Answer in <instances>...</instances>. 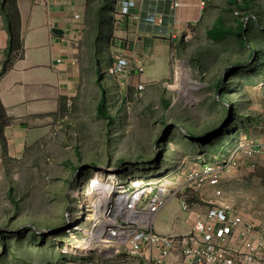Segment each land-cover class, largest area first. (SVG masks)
Wrapping results in <instances>:
<instances>
[{"label": "rangeland", "instance_id": "1", "mask_svg": "<svg viewBox=\"0 0 264 264\" xmlns=\"http://www.w3.org/2000/svg\"><path fill=\"white\" fill-rule=\"evenodd\" d=\"M109 10L94 41L101 48L102 74L95 77L86 68L76 94L63 104L64 124L57 134L6 160L0 178V264H87L89 256L62 252L68 242L62 225L66 212L80 214L82 197L72 192L83 184L87 191L94 168L100 176L118 168L123 182L133 178L179 191L197 167L236 155V165L222 175L219 198L249 214V221L264 224V154L250 157L244 146L250 137L264 145V18L240 31L246 42L238 36L215 42L182 34L173 77L161 89L144 84L140 90L108 72L123 47L114 36L115 8ZM177 60L194 78L188 84H197L191 87L193 98L171 87ZM103 94L110 121L97 111ZM213 129L221 130L219 136L207 138Z\"/></svg>", "mask_w": 264, "mask_h": 264}, {"label": "crops", "instance_id": "2", "mask_svg": "<svg viewBox=\"0 0 264 264\" xmlns=\"http://www.w3.org/2000/svg\"><path fill=\"white\" fill-rule=\"evenodd\" d=\"M3 1L0 0V178L5 176L8 158L20 157L29 146L57 134L64 124L63 104L76 94L84 70L88 68L98 76L94 41L97 32L105 29L107 15L106 0H13L14 5L2 7ZM171 1L164 5L161 0H136L140 21L137 25L124 22L114 30V36L123 40L118 53L135 68L127 77L121 76L130 88H137L140 83L163 88L173 77L172 55L177 53L181 32L184 37L198 34L217 42L236 36L249 21L257 24L264 18V0H204L202 7L197 6L200 0H183L186 5L180 10L182 19L196 20L189 25L176 20ZM188 1L193 5H187ZM13 15L17 18L16 27L10 25ZM54 28L63 29V33H54ZM221 184L224 187L223 179ZM179 191L156 214L154 230L162 235H177L179 241L168 259L172 264H189L180 253V240L191 234L195 221L205 217L217 197L211 188L192 192L181 186ZM180 195L189 200L191 209L182 207ZM242 214L249 221V214ZM215 225L222 226L219 222ZM257 225L264 229V224ZM261 228L244 243L237 227L225 246L248 254L258 245L259 235L264 234ZM153 254L157 256L160 251L155 249ZM56 256L55 260L60 254ZM262 256L251 263L237 264H264ZM74 261L65 264H79ZM83 262L146 264L147 258L122 251L112 258L91 255L90 260Z\"/></svg>", "mask_w": 264, "mask_h": 264}, {"label": "built area", "instance_id": "3", "mask_svg": "<svg viewBox=\"0 0 264 264\" xmlns=\"http://www.w3.org/2000/svg\"><path fill=\"white\" fill-rule=\"evenodd\" d=\"M171 2L174 17L179 23L186 21L190 25L196 21L190 18L182 19L180 10L186 5L183 0ZM203 2L204 0H200L197 6L202 7ZM136 5V0H117L114 26L119 28L124 22L137 25L141 13L136 10ZM187 5L193 4L188 1ZM178 29L180 31V28ZM172 56L175 58V53ZM176 63H179L178 60ZM134 69L126 56L116 53L108 72L127 77ZM138 70L143 71L141 66H138ZM138 88L142 90L144 84L140 83ZM244 146L245 153L250 157L264 154V145L254 138H247ZM236 160V155H232L228 160L208 162L194 169L186 179L185 188L188 191L201 192L211 188L217 197L205 217L195 221L191 234L180 240L183 243L180 253L189 264H237L244 261L251 263L264 254L262 233L257 239L258 245L248 254L225 246L237 227H240L238 235L244 243L257 229L255 223L244 219L238 206L219 198L223 194L222 175L236 165ZM254 165L255 162L252 163V166ZM102 172V184L95 178L97 172L94 168L87 191L84 190L83 184L81 191L72 192V196L79 194L82 197L78 205L80 214L74 210L70 212L71 215L67 213L62 229L68 242L62 245V252L77 257L101 255L112 258L122 251H127L131 255L146 256V264H172L168 255L178 236L157 233L154 230V222L156 214L166 205L168 199L179 195L180 191L133 178L123 182L118 168L104 169ZM180 203L185 210L191 209V204L185 196L180 195ZM217 222L222 226L217 227ZM155 249L160 251L157 256L153 254Z\"/></svg>", "mask_w": 264, "mask_h": 264}, {"label": "trees", "instance_id": "4", "mask_svg": "<svg viewBox=\"0 0 264 264\" xmlns=\"http://www.w3.org/2000/svg\"><path fill=\"white\" fill-rule=\"evenodd\" d=\"M116 1L117 0H106V8L108 9V11H110L109 9H113V8H115V6H116ZM14 1L13 0H4L3 1V3H2V7L6 4V5H9V4H13L14 5V3H13ZM9 20H10V25L12 26V24L14 25V27H16L17 26V18L13 15V22L11 21V19L9 18ZM108 23H110V24H112V22H111V17H108ZM244 31V30H243ZM111 32H112V30L110 31L109 30V35L111 34ZM226 35V33L225 34H223L222 35V37H224ZM236 36H238V37H240L244 42H246V41H248L249 39H247V37L245 36L244 37V35L243 34H241L240 32H238V34L236 35ZM221 37V38H222ZM244 37V38H243ZM249 47L254 51V54H255V56H256V53H255V49L252 47V46H250L249 45ZM101 48L100 47H97V73H98V77L102 74V66H101V64H100V57H99V55H100V53H101V50H100ZM258 58L260 59V57L258 56ZM221 87V84L218 86V88H220ZM100 89H102V86H100ZM103 93H104V91H103ZM97 111H98V113L101 115V116H103V117H105L108 121H110L111 120V117H110V115H108L107 114V98H106V96H104V94H103V96L100 98V100H99V102H98V104H97ZM2 120V106H1V104H0V121ZM221 132V130L219 131V130H217L216 131V129H213V130H211V131H209V134H211L212 133V135H208L209 137H207V138H211V137H218L219 135V133ZM9 194L11 195V198H13V190L11 189V187H10V189H9Z\"/></svg>", "mask_w": 264, "mask_h": 264}, {"label": "bare ground", "instance_id": "5", "mask_svg": "<svg viewBox=\"0 0 264 264\" xmlns=\"http://www.w3.org/2000/svg\"><path fill=\"white\" fill-rule=\"evenodd\" d=\"M175 75V83L172 84L171 87L173 89H180L183 94L189 95L191 98H193L194 95L192 93L191 87L197 86V84L192 86L188 84V81H193L194 78L192 79L191 77H189L188 67L185 62L180 63V65L178 64ZM95 170L97 172L95 178L99 183L102 184L103 178L102 176H100V169L95 168Z\"/></svg>", "mask_w": 264, "mask_h": 264}, {"label": "water", "instance_id": "6", "mask_svg": "<svg viewBox=\"0 0 264 264\" xmlns=\"http://www.w3.org/2000/svg\"><path fill=\"white\" fill-rule=\"evenodd\" d=\"M53 32H54V33H57V34H62V33H63V29H60V28H54V29H53ZM69 210H70V205L68 206L67 211H69Z\"/></svg>", "mask_w": 264, "mask_h": 264}]
</instances>
